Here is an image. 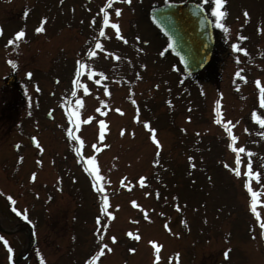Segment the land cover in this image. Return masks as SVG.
<instances>
[{"label": "rangeland", "instance_id": "1", "mask_svg": "<svg viewBox=\"0 0 264 264\" xmlns=\"http://www.w3.org/2000/svg\"><path fill=\"white\" fill-rule=\"evenodd\" d=\"M30 1L0 0V84L1 76L14 70L29 100L23 108L19 91L11 100L13 92L0 87V94L9 97L0 100L1 113L6 119L22 117L14 129L6 119L0 126V224L9 230L28 221L36 236L18 264H264V234L254 220L258 212L264 223V125L253 118L255 113L264 119V0H223L219 20L212 12L215 0H198L209 6L229 51L219 81L198 84L186 80L176 58L161 55L168 40L147 11L163 0H132L121 13V19H129L120 20L125 39L115 38L108 28L99 39L102 47L88 60L95 30L88 27L89 20L99 19L102 0H32L33 12L27 8ZM38 27L43 30L37 32ZM21 30L24 36L17 38ZM135 36L147 40L143 49ZM70 55L88 62L99 75H110L102 86L81 82L84 88L74 102L75 112H81L74 118L75 130L60 114L71 108L60 103L67 81L61 85L54 80L57 72L43 76L35 69L52 60V67L68 71L76 61L67 59ZM174 63L177 68L170 71ZM72 74L70 70L67 76ZM106 104L109 109L103 108ZM97 107L111 111H96L91 120H81L80 128V118ZM48 110L56 117L44 125ZM216 111L227 122L225 128L215 123ZM103 116L108 128L102 131L96 120ZM148 127L156 129L152 136L159 153L147 141ZM69 130L84 141H77L78 134L70 137ZM227 136L245 149L240 169L248 170L251 161V171L258 174L250 183L258 193L255 212L251 194L231 174L236 153L229 151ZM29 137L37 146L29 144ZM90 142L106 148L95 155ZM77 145L82 157L91 154V163H80ZM35 150L41 153L38 159ZM85 167L93 172L95 186ZM54 181L63 192L60 199H55ZM3 237L0 264H13L27 236ZM153 243L161 248L153 249Z\"/></svg>", "mask_w": 264, "mask_h": 264}, {"label": "water", "instance_id": "2", "mask_svg": "<svg viewBox=\"0 0 264 264\" xmlns=\"http://www.w3.org/2000/svg\"><path fill=\"white\" fill-rule=\"evenodd\" d=\"M150 17L167 34L171 51L178 55L184 72L199 70L213 48L210 20L193 2L168 3L149 11Z\"/></svg>", "mask_w": 264, "mask_h": 264}, {"label": "snow or ice", "instance_id": "3", "mask_svg": "<svg viewBox=\"0 0 264 264\" xmlns=\"http://www.w3.org/2000/svg\"><path fill=\"white\" fill-rule=\"evenodd\" d=\"M125 2H128V0H125ZM111 3H112V0H108V4L106 5V7H109V6L111 5ZM222 3H223V0H215V5H216V6L212 8V12H213V14L217 17L218 20H219V17L223 15V13L219 10V9H220V5H221ZM101 11L104 12L103 23H104L105 25H107V24L109 23L108 13H107V11H105L104 8H102ZM120 13H121V10H120L119 8L115 9V14H116L117 16H119ZM244 15H245V17H247V16H248V13L245 11ZM93 22H95V20H93ZM218 26H219V27H222V25H220L219 23H218ZM111 27H112L113 29H116V35H117V37H118L119 39H121V40H124V39H125L123 36L120 35L119 28H118L117 24L113 23V24H111ZM42 30H43V29H42V28H39V27L36 29L37 32H40V31H42ZM100 35H101V36H104V35H105L103 28L100 29ZM15 36H16L17 38H21V37H23V36H24V32H23V30H21V31H17V32L15 33ZM240 38H241V39H244V37H242V36H241ZM137 39H139V38L137 37ZM126 42H127V41H125V43H126ZM8 43H9V44H12L13 41H12V40H9ZM145 43H147V42L145 41ZM95 47H96V48H101L102 45L99 43V41H96V42H95ZM169 47H171V44L169 45ZM232 47H233V48H237V45H236V44H233ZM239 50H240V51H243L242 48L239 49ZM94 54H95L94 51H90V52L88 53L89 56H92V55H94ZM161 54H163V53H161ZM78 63H80V62H78ZM80 67H83V64H82V63L80 64ZM80 74H81L80 71L77 70L76 75L79 76ZM91 74H92V73H88L89 76H91ZM237 75H239V73H237ZM73 83H76V81L74 80ZM96 83H100V81L97 80ZM85 91H87L86 88H85ZM105 91H107V89H105ZM261 91L264 92V89H262ZM73 95H75V93H73ZM261 104L264 105V99L261 100ZM97 111H99V109H97ZM117 111H119V110H117ZM70 115H71V114H70ZM253 118L256 119V120H258V122H259L261 125H264V119H260L259 117L256 116L255 113H253ZM88 119L91 120L92 118L89 117ZM216 122H217V123H220L219 120H217ZM104 123H105V122H104L103 120H100V121H99V124L101 125V127H103ZM145 126L147 127V124H145ZM152 131H154V130H152ZM228 134H229V136L231 137V140H232L233 142L236 141L237 137L234 136V135H232V133H231L230 130L228 131ZM68 135H69L70 137L72 136V132H71V130H69ZM76 139L79 140V137H76ZM101 139H103L102 136H101ZM153 139L155 140V137H153ZM229 147L232 148V150L236 153V158H235V164H236V167L233 168L232 171H233L237 176H239V175L241 174V173H240L241 153H243V152L245 151V149H244L243 147H233V144H232V143L229 144ZM97 151H99V149H97ZM78 154H79V153H78ZM191 159H192V157H189V160H191ZM93 160H94L93 157H91V156L88 157V162H89V163H91ZM226 166H227V165H226ZM85 170L87 171V170H89V169H85ZM94 170H95V169H93L92 171H94ZM245 175H246V176H257V175H258L256 172H252V171H251V161H249V163H248V171L245 172ZM32 178H33V179L35 178V174H33V177H32ZM96 179H99V177H96ZM143 179H144V178L141 177V181H143ZM94 186H95V185H94ZM245 187L248 189L249 193L251 194V196H252V198H253V200H252V210H253V212H255V211H256V205H257L256 197H257L258 193H257L256 191H253V189H252L247 183L245 184ZM101 191H102V189H101ZM9 199H11V197H9ZM133 203H135V201H133ZM108 215L111 216V213L109 212ZM257 217L259 218V213H257ZM25 219H27V216H25ZM260 226H261V228H264V223H261ZM129 235H131V233H129ZM2 239H3V237H0V240H2ZM137 239H139V237H137ZM112 240L115 241V237H112ZM5 244H7V241H5ZM8 251L11 253L12 249L9 248ZM93 259H95V257H93ZM41 264H43V260L41 261Z\"/></svg>", "mask_w": 264, "mask_h": 264}]
</instances>
